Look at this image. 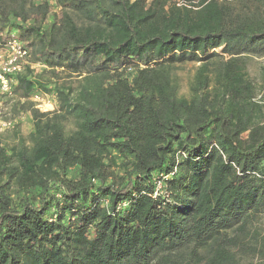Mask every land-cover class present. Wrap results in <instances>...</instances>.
<instances>
[{"label":"trees","instance_id":"1","mask_svg":"<svg viewBox=\"0 0 264 264\" xmlns=\"http://www.w3.org/2000/svg\"><path fill=\"white\" fill-rule=\"evenodd\" d=\"M12 39L43 67L12 75V93L57 105L0 141V264H239L264 213L242 69L264 54V0H0Z\"/></svg>","mask_w":264,"mask_h":264},{"label":"rangeland","instance_id":"2","mask_svg":"<svg viewBox=\"0 0 264 264\" xmlns=\"http://www.w3.org/2000/svg\"><path fill=\"white\" fill-rule=\"evenodd\" d=\"M173 1L181 2V0ZM51 14H59L54 5L51 8ZM13 42L22 46L16 39H12L5 45L0 44V71H3V68L16 67L15 70L4 72L2 77L5 78V81L7 80L6 87H3L4 83L0 81V141L7 145L15 143L19 137L26 139L28 134L33 131V120L30 111H26V109H35L40 113H44L54 111L57 105L53 94L38 92L24 99L12 93L10 87L12 75L22 71L27 65H30L35 74H39L43 70L40 65L30 64L28 55L11 62L15 55L9 44ZM197 67L198 64L188 63L180 66L176 71L180 79L181 95L188 96L189 87ZM242 69L243 79L254 89L252 98L246 99V103H249L246 104L247 109L250 110L249 114L252 120L258 122L264 129V54L243 57ZM44 77L49 78L50 76L45 74ZM61 81H72L75 87L79 85L76 78L69 79L64 74H60ZM243 136H246V133ZM230 234L234 235L233 233ZM239 236V245L234 249L239 264H264V213L251 219L245 232Z\"/></svg>","mask_w":264,"mask_h":264},{"label":"built area","instance_id":"3","mask_svg":"<svg viewBox=\"0 0 264 264\" xmlns=\"http://www.w3.org/2000/svg\"><path fill=\"white\" fill-rule=\"evenodd\" d=\"M9 45H10V48L12 49V51H14V55H15L11 62H15V60L17 58H21V57H24L26 55V51L22 49V46L17 45L16 42H13L12 44L10 43ZM15 69H16V67L12 66V67H8V69L3 68V71H0V81H2V83H4L3 87H6L5 84L7 81V80L5 81V78L2 77L4 75V72L5 71L10 72L11 70H15ZM157 189H160V184L157 185Z\"/></svg>","mask_w":264,"mask_h":264}]
</instances>
